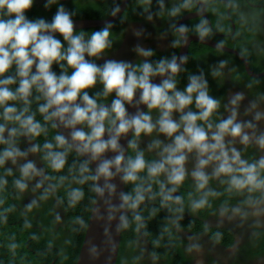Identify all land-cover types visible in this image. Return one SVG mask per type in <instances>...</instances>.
Segmentation results:
<instances>
[{"label": "clouds", "instance_id": "1", "mask_svg": "<svg viewBox=\"0 0 264 264\" xmlns=\"http://www.w3.org/2000/svg\"><path fill=\"white\" fill-rule=\"evenodd\" d=\"M34 4L0 0V191L11 178L18 196L36 193L24 205L25 213L31 212L68 179L52 174L61 173L69 154L75 153L83 159L69 168L71 182L78 186L66 191L67 207L83 200L79 185L91 181L103 205V212L96 210L98 219L115 221V231L128 229L131 222L142 228L139 209L146 200L158 197L162 207L183 212L185 197L177 193L189 180L187 207L192 213L211 207L222 195L211 186L213 181L223 185L224 192L245 197L237 205L225 201L218 210L221 218L264 213V98H250L244 90L216 97L203 70L188 73L180 87L186 55L154 60L152 48L137 45L136 62L105 59L113 47L111 21L92 31L76 30V13L60 0H45V9L56 8L50 20L30 18ZM194 4L180 0L168 14L177 17ZM118 12L119 6L114 7L110 15ZM189 31L187 25L174 24L172 46L185 45ZM192 31L201 41L212 35L206 19ZM222 48L223 42L218 43L217 51ZM226 64L220 60L210 74L222 77ZM97 85L100 89L89 94ZM129 107L135 111L129 113ZM49 129L55 130L51 139ZM144 137L149 142L141 148ZM122 139H127V147ZM22 142L27 146L21 147ZM249 149L255 155L246 156ZM36 155L44 167L30 158ZM123 185H131V191H123ZM10 210H0V223L7 221ZM179 218L169 221L175 230ZM76 223L85 222L77 218ZM220 238L216 232L215 239ZM9 247L14 251L16 244ZM187 250L198 252L200 244L192 242ZM89 251L98 255L95 244Z\"/></svg>", "mask_w": 264, "mask_h": 264}, {"label": "flooded vegetation", "instance_id": "2", "mask_svg": "<svg viewBox=\"0 0 264 264\" xmlns=\"http://www.w3.org/2000/svg\"><path fill=\"white\" fill-rule=\"evenodd\" d=\"M100 1L102 0H60V3L66 5L71 3H84V6L97 10L96 6ZM108 1L117 2V0ZM165 1L166 0H162L163 3ZM44 2L45 0H35L37 6L43 4V8L40 10L42 13L53 11V14L56 8L53 6L50 9H45ZM121 2L122 0H120V3ZM129 2L130 0L125 9H127ZM152 4L156 8H160L161 6V3L158 1H153ZM201 5L203 8L199 7L198 4H194L193 7L182 10L183 14L177 16L174 24H177L182 16L189 13H196V17L181 23L187 25L190 30L188 37L197 36L192 31L193 26L201 19H206L212 29V35L207 40L215 44L223 42L224 47L235 51L237 54L223 50L217 51V48H211L208 45L198 42H190L186 56L188 57V65H191L195 69L189 68L188 71L183 74L179 86L182 87L187 82L188 73H196L203 70L208 79L211 94L216 97L226 98L232 91L244 90L250 98H264V75L261 77H252L248 75L244 63V61H246L253 73L259 74L264 72V0H201ZM175 6H177V4L173 5V7ZM202 12H204L203 15L201 14ZM163 13L165 15H156V12L150 8V6L145 10L143 6L136 7V4L133 3L129 12L124 16L120 29H118L113 36L112 49L109 50L104 58L136 62L139 58L134 52V47L137 45L152 48L155 53L152 58L154 60L159 59L161 56H170L174 52L178 55L180 47L175 48L172 46V42L176 38L173 32L174 24L170 25L171 16H169L167 12ZM98 14L103 18L102 16H104V14L101 12ZM149 16H151L150 20L148 19ZM137 32L140 33L139 36L136 35ZM228 56L232 59V65L227 62L223 76L213 77L210 74L211 69L217 66L220 60L227 61L225 58ZM97 62L102 63L103 60ZM241 65L248 78H243L238 74ZM252 68H254V70ZM250 83L252 87L247 88V85ZM99 89L100 85H97L95 91ZM219 93L222 95L220 96ZM148 142L149 138H142L140 147L144 148ZM26 146L27 144L22 142L21 147ZM245 155H255V151L249 149ZM30 158L35 159L38 166L44 167L39 155ZM189 167H191V164H189ZM66 172H68V169L62 170V175L66 174ZM67 178L68 179L59 187L61 190H58V188L56 191L59 192L62 197L63 194H66L70 186H78L72 184L71 176ZM211 186L215 188L219 187L220 184L215 181ZM88 187L90 186L87 185L86 187H82L84 193L85 189L87 190ZM7 190L11 196L16 195L11 186V178H9ZM217 190L220 191L222 195L219 199L215 200V205L213 203L211 204L213 205L212 211L204 209L202 215L194 214L187 216L186 232L180 239L184 240L181 248L191 256L190 264H264V253L258 255L255 253V248L261 249L262 246H264V213L258 216L249 214L245 218H221L218 210L225 201L230 205H237L240 204L245 197L243 195L224 192L223 188H218ZM35 196L36 193L30 191L24 193L20 196V205L22 204L24 207V205ZM47 201H51L54 204L53 212L55 219L57 214L60 216L59 220L56 219L55 228L65 226V206H67L65 196L59 199L54 195L51 200L48 199ZM62 201H65V203L61 204ZM29 213L32 214L29 215ZM203 215H207L205 220H203ZM25 216H32L36 219L39 217L38 208H34ZM36 221H38V219H36ZM41 223L43 224V222ZM37 227L41 229V225ZM174 227L176 228V226ZM208 229L214 230L212 233L214 240L208 237ZM219 231H221V238L216 240L215 233ZM252 235L253 239H249ZM192 238H195V240ZM192 242H198L200 244V250L198 252H189L187 250L188 245ZM247 244L249 246L252 245L253 249H250ZM150 246L151 245L145 238H141L138 250V254L142 260L141 264H152L153 259L150 256ZM148 249L149 254L147 253ZM123 255H126L125 257L133 256L132 251H125Z\"/></svg>", "mask_w": 264, "mask_h": 264}, {"label": "trees", "instance_id": "3", "mask_svg": "<svg viewBox=\"0 0 264 264\" xmlns=\"http://www.w3.org/2000/svg\"><path fill=\"white\" fill-rule=\"evenodd\" d=\"M158 1L161 3V0H130L127 9L114 21L112 33L113 36L120 29L121 22L123 21L124 16L129 12L132 7V4H136V7L143 6L147 10L150 6L155 12L156 15H165L163 12H167L173 7L174 4L179 5L180 0H166L160 8L153 6L152 2ZM120 0L117 2H111L108 0H102L96 6L97 10L88 8L84 6V3H71L64 4L66 8L74 11L76 15L75 19H103L110 16V12L114 7L119 6ZM55 7V6H54ZM43 4L37 6L34 4L31 11L28 13L30 18L35 17H44L45 19H51L52 12L49 11L41 12ZM101 12L104 14L101 18ZM139 12V11H138ZM183 14V11L180 15ZM171 23L173 25L177 17H170ZM99 28H90L83 29L85 31H92ZM62 39V38H61ZM175 53V52H174ZM226 57L227 62L232 65V59ZM54 70L59 72V68L55 65L53 66ZM195 69L191 65H185L186 71L188 69ZM254 70V68H252ZM185 71V72H186ZM184 72V73H185ZM181 74L180 79H182L183 74ZM238 74L243 78H248L243 66L241 65ZM95 91L90 89L89 94ZM221 96L222 94L219 93ZM109 98L108 101H110ZM33 110H35V102L33 103ZM39 118V116L37 117ZM53 129H49L48 139H51L54 134ZM44 138H41V142ZM82 157L77 156L75 153H70L67 159L65 169H68L66 174H63L65 177L71 176L69 168L78 167L82 161ZM54 177L62 175L61 173H53ZM213 183V182H212ZM92 182L89 181L80 187L90 186L85 189V195L83 200L75 207L68 208L65 206V226H59L55 228L56 219L53 212V202L43 201L40 202L38 208L39 217L38 221L31 217H26L24 207L20 205L21 197L17 194L11 196L6 189L7 198L5 207L10 208L11 210L6 213L7 221L5 223H0V264H76L78 252L83 240L84 232L86 229L89 212L92 207L94 200L95 192L91 187ZM214 184V183H213ZM218 188H224L220 184ZM58 190H61L59 188ZM131 191V185H125V192ZM192 191L191 184L189 186V181H186L185 184L180 188L177 194L183 195L185 197V206L184 210L181 213L174 212L167 207H162L160 205L159 198L146 200L143 205H141L139 211L143 216V227L137 230L135 223L131 222L130 227L126 230H121V244L119 248V255L116 264H141L142 260L138 254L140 240L143 237L148 241L150 246V256L153 261L152 264H190L191 256L186 252L181 245L184 243L183 239H180L181 236H184L182 232H185L187 225V216L188 215H202L204 210H201L198 213H192L187 207V193ZM61 192V191H60ZM63 192V191H62ZM65 194H63L64 198ZM220 197L216 198L219 199ZM52 197L49 198L51 200ZM212 203L215 205V200ZM65 203V201H62ZM56 208V207H55ZM68 208V209H67ZM213 205L206 208L208 211H212ZM1 209V210H2ZM32 213H29V215ZM28 216V215H27ZM179 216L178 224L179 229L175 230L174 226L169 224V221H173L176 217ZM207 217L203 215V220ZM77 218L82 219L85 223L83 226L76 223ZM129 219L131 221V213H129ZM43 222V224L41 223ZM41 225V229L37 226ZM220 228V227H218ZM213 229H208V237L212 240L213 238ZM221 233V231H219ZM253 239V235L249 237ZM15 243L16 248L13 251L10 249L9 245ZM251 243V242H250ZM247 246L250 249H253V246ZM125 251H132L133 256L125 257L123 255ZM255 253L261 254L264 253V246L261 249L255 248ZM54 261V262H53Z\"/></svg>", "mask_w": 264, "mask_h": 264}, {"label": "water", "instance_id": "4", "mask_svg": "<svg viewBox=\"0 0 264 264\" xmlns=\"http://www.w3.org/2000/svg\"><path fill=\"white\" fill-rule=\"evenodd\" d=\"M129 0H122L119 5V12L115 17L109 16L105 19H75L76 22V30L80 29H90V28H100L107 21L114 22L118 17L123 13L126 8V5ZM195 3L198 4L199 7L203 8L201 2L195 0ZM202 15L204 12L201 13ZM196 13H189L182 16L177 24H181L182 22L192 19L196 17ZM190 42H198L200 44H205L210 46L211 48H217V44L204 40L201 41L198 36L188 37L187 43L180 47V51L178 55H186L187 48ZM223 51H229L237 54L235 51L226 48L223 46L221 49ZM245 68L247 74L252 77H261L264 75V72L256 74L253 73L248 67L246 61ZM158 82V81H157ZM110 103V102H109ZM129 113H133L135 109L133 107H129ZM145 110V109H144ZM63 131L62 129H60ZM67 136L68 133L64 132ZM131 138V133H129L128 139ZM127 139H122L121 143L127 147ZM90 167H94V165H90ZM122 190L125 191L124 185L122 186ZM97 208H100L101 212H103V205L100 203L97 193L94 195V200L91 207V212L87 221L86 229L84 232L83 240L78 252V257L76 264H116L118 259L119 246L121 242V231H115V221H109L107 219H98ZM107 229V231H106ZM95 244L98 247V255L93 256L89 249L90 245Z\"/></svg>", "mask_w": 264, "mask_h": 264}, {"label": "rangeland", "instance_id": "5", "mask_svg": "<svg viewBox=\"0 0 264 264\" xmlns=\"http://www.w3.org/2000/svg\"><path fill=\"white\" fill-rule=\"evenodd\" d=\"M192 7H193V6H192ZM246 156H248V155H246ZM213 183H215V181H213ZM55 195H56L59 199H61L59 192H56ZM6 198H7V193H6V191H5V190H4V191H0V210L2 209V205H3V207H5V204H6Z\"/></svg>", "mask_w": 264, "mask_h": 264}]
</instances>
